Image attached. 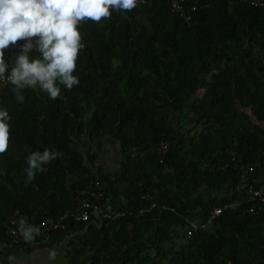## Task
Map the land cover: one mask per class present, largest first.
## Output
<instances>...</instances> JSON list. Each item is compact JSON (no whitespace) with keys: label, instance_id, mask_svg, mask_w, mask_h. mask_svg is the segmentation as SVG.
<instances>
[{"label":"trees","instance_id":"16d2710c","mask_svg":"<svg viewBox=\"0 0 264 264\" xmlns=\"http://www.w3.org/2000/svg\"><path fill=\"white\" fill-rule=\"evenodd\" d=\"M194 1L197 6L188 21L170 11L165 0H151L148 6L111 12L109 35L102 27L105 19L78 24L85 45L81 56L86 76L103 81L96 56L108 64L114 61L105 91H90L86 103L74 97L51 99L38 88L24 89L20 103L13 85L5 84L0 110L8 111L10 129L8 149L0 154V168L6 171L0 175V242L10 241L3 222L12 212L26 213L35 221L55 217L74 204L75 190L97 177L107 186L119 181L135 184L130 195L111 197V204L124 211L123 216L100 222L66 221L62 228L36 235L31 246L11 245L28 252L41 243L43 235L51 243L83 229L84 235L66 242L69 263L76 259L78 264H264V217L239 210L222 211L212 225L193 229L171 250L163 246L173 234L171 225L184 226V218L194 210L203 219L211 205L226 200H204L198 193L202 186L216 190L236 175L222 168L226 149L254 160L264 135V79L255 69L260 65L264 70V6L239 0ZM142 16L149 19L148 36L132 46L133 23ZM30 55L35 58L39 53ZM145 75L150 79L145 80ZM122 81L113 103L117 125L106 132L121 143L122 151H132L124 154L113 178L99 170L91 175L80 153L71 150L70 134L85 132L91 140L102 129V120L111 112L108 90ZM139 89L142 94L136 102L132 91ZM198 89L203 93L190 102L189 111L199 125L209 127L184 144L176 136L178 129L168 128L161 101L179 113ZM42 110L47 121L35 124L32 112ZM182 114V120L189 121ZM166 139H176L177 146L157 153V144ZM45 149L58 152L59 158L44 165L31 182L14 181L12 173H23L27 179L30 152ZM131 168L137 172L132 179L128 176ZM69 174L77 175V182L65 184ZM33 189L50 191L58 206L48 205L44 198L38 207L24 204L19 192ZM142 194H148L149 200L141 199ZM232 197L233 193L227 199ZM149 201L153 205L147 209Z\"/></svg>","mask_w":264,"mask_h":264},{"label":"clouds","instance_id":"9594fccd","mask_svg":"<svg viewBox=\"0 0 264 264\" xmlns=\"http://www.w3.org/2000/svg\"><path fill=\"white\" fill-rule=\"evenodd\" d=\"M137 0H0V77L13 85L18 102L23 103L26 88L39 89L51 99L61 95V85L71 90L79 84L73 73L78 53L85 45L78 24L91 20L99 23L110 18L111 11H131ZM24 41L20 53L5 75L9 64L4 50L17 41ZM36 51L39 56L33 58ZM9 113L0 110V154L8 149ZM56 151H32L26 158V183L35 178L44 165L59 158ZM21 235L32 241L39 229L21 221Z\"/></svg>","mask_w":264,"mask_h":264},{"label":"crops","instance_id":"0c3cea01","mask_svg":"<svg viewBox=\"0 0 264 264\" xmlns=\"http://www.w3.org/2000/svg\"><path fill=\"white\" fill-rule=\"evenodd\" d=\"M106 24L107 26H105ZM116 24V23H115ZM118 25V24H116ZM148 26L149 19L146 16L138 17L134 20L133 23V31L131 37L132 46H138L143 42V39H146L148 36ZM102 27L106 33L109 35L111 29L109 27V19L106 18L102 23ZM119 28V27H118ZM119 29H117L116 33L119 34ZM82 42V41H81ZM114 64L113 60L109 61V64L106 63L102 58L96 56V67L98 73L103 77V81L99 79V77H91L88 78L85 73V67L82 63L81 50L78 53V57L76 60V69L74 71V75L78 77L79 84L77 86H73L71 90L65 89L61 85V95L60 97H74L78 100L80 104L86 103L88 101V95L90 91H98L104 92L106 83L108 82V71L111 66ZM215 71V68L212 72ZM258 72V71H257ZM260 72H264L260 68L258 74ZM150 77L145 75V80H149ZM123 85V81L120 82L118 87L109 89L106 100L108 101V106L111 110L110 114H108L102 120V129L95 132V136L88 140L85 132L84 133H71V143L70 148L73 151L79 152L82 157V164L86 166L91 175H95L96 171L99 170L102 174H104L108 178H113L114 175L119 170V162L123 159L124 154L132 151L131 148L124 149L122 151L121 143L116 141L114 138L110 137L107 134V130H114L116 128L117 122L115 116L113 114V103L114 97L118 92V89ZM198 96H201L203 93L202 89H198ZM197 90V91H198ZM196 93V92H195ZM142 94V89L133 90L132 98L134 101L139 102V97ZM163 104L162 111L166 113L167 118V126L170 130L178 129L176 136L184 143L187 144L191 139L195 138L197 132L200 129L208 128L209 126H199L202 128H196L194 133L189 132V128L185 127L183 129L180 126H177L178 120L176 119L177 112L173 111L169 106H167V101L162 100ZM32 116L35 124H44L47 121V114L45 110L40 112H32ZM252 118V117H250ZM253 121V119H252ZM186 123V122H184ZM131 130H128L130 132ZM187 131V132H186ZM254 161L253 172L250 175V181L264 190V167L262 163L256 159ZM6 171L0 168V175H5ZM78 174V173H77ZM137 172L135 169L131 168L128 172V176L132 179L136 176ZM12 178L14 181L18 183L26 182L23 173H12ZM77 175L69 174L64 178L65 184L69 185L74 182H77ZM233 180L234 177L231 178L226 183L222 184L216 190L208 189L205 186H202L198 189L199 195L204 199L210 198H226L233 193ZM103 181V180H102ZM106 189V193L110 197H115L118 199H122L124 194L130 195L133 192L135 184L132 181L123 182L119 181L117 183H113L110 186H107L103 181ZM234 194V193H233ZM20 200L26 205L39 206L40 198H44L48 205L50 206H58V203L52 196V193L48 190L37 191L33 189V191H20L19 192ZM193 220L200 219V213L198 210H194L189 215ZM264 224V221H262ZM84 230L80 231L73 230L67 233L66 236L58 237L55 241L51 243H47L46 235H43L41 239V243L37 245L32 250L26 252L24 247H16L9 243L0 249V264H78V261L75 259L73 262L69 263L68 258L70 256V250L68 249L66 242L69 239H75L82 235ZM72 236H75L72 238ZM172 239V238H171ZM170 239V240H171ZM166 250H171L172 248H166ZM157 260V257L154 258ZM151 264H156V262H152Z\"/></svg>","mask_w":264,"mask_h":264},{"label":"built area","instance_id":"2783aa9c","mask_svg":"<svg viewBox=\"0 0 264 264\" xmlns=\"http://www.w3.org/2000/svg\"><path fill=\"white\" fill-rule=\"evenodd\" d=\"M169 10L176 13L182 20L188 21L190 13L197 6L196 1L188 2V0H165ZM242 3L262 7L264 0H239ZM151 0H137L136 7L148 6ZM111 12L116 10L110 9ZM24 41H17L15 45H10L4 50L5 61L9 64L5 75L10 73L11 65L15 57L20 53L21 46ZM7 83L6 77H0V93ZM170 146H177L176 139H166L159 142L156 151L163 154ZM258 156L256 160L260 161L264 167V135L261 137L258 147ZM227 161L222 165L223 169L229 168L236 172L233 180L234 197L222 201L218 205H211L203 219L193 220L190 217L184 218L183 238L187 239L193 229L206 228L212 225L213 220L224 210H239L242 214L248 216L259 214L264 217V190L250 181V175L253 172L254 161L249 157H244L241 152L226 149ZM143 200H149L148 194L140 195ZM74 204L64 210L61 214L50 217L45 216L39 221H35L31 215L14 211L3 222L4 233L10 237L9 244L22 243L31 246L34 242L25 241L21 235V221H25L29 225H34L39 229V234H45L51 230L62 228L66 221H88L100 222L101 220H109L119 218L124 215V211L115 208L110 200L111 197L106 193L105 185L102 180L97 177L87 180L80 188L75 190ZM153 203L149 201V209ZM140 212V211H138ZM131 228L128 223L127 229ZM6 245L0 242V249Z\"/></svg>","mask_w":264,"mask_h":264},{"label":"rangeland","instance_id":"374dc122","mask_svg":"<svg viewBox=\"0 0 264 264\" xmlns=\"http://www.w3.org/2000/svg\"><path fill=\"white\" fill-rule=\"evenodd\" d=\"M105 26H107L106 24H104ZM117 26V25H116ZM119 26V25H118ZM117 26V27H118ZM258 72L260 70V65H258L256 68H255ZM260 74H262V76H264V72H260ZM198 91H196V93L192 96H189L187 101H186V104L185 106H183V108L180 110L179 113H177L176 115V119L179 121V123H181V127L183 129H185V127H188L190 130L189 132H193L195 131V129L200 126L196 121H195V116L192 115V113L189 111V104L192 100H194V98L196 97H199L198 96ZM185 114V117L188 118L189 121H187L186 123H184V121L182 120V116H183V113ZM199 128H202V127H199ZM187 132V131H186ZM171 227L173 228V234L171 236V240L167 243H165L163 246L166 247V248H175L177 247L181 242H183L184 238H183V232H184V226L183 225H171ZM83 233V232H82ZM84 235V233L82 234ZM75 236H72V238H74Z\"/></svg>","mask_w":264,"mask_h":264}]
</instances>
